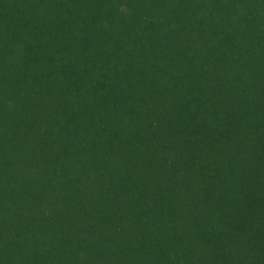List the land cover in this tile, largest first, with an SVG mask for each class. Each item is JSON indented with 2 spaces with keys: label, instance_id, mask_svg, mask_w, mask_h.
<instances>
[{
  "label": "trees",
  "instance_id": "16d2710c",
  "mask_svg": "<svg viewBox=\"0 0 264 264\" xmlns=\"http://www.w3.org/2000/svg\"><path fill=\"white\" fill-rule=\"evenodd\" d=\"M0 264H264V0H0Z\"/></svg>",
  "mask_w": 264,
  "mask_h": 264
}]
</instances>
